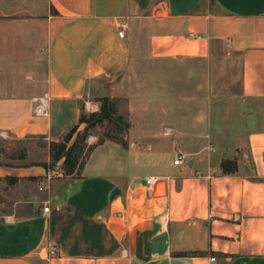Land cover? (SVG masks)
I'll list each match as a JSON object with an SVG mask.
<instances>
[{"label": "crops", "instance_id": "0c3cea01", "mask_svg": "<svg viewBox=\"0 0 264 264\" xmlns=\"http://www.w3.org/2000/svg\"><path fill=\"white\" fill-rule=\"evenodd\" d=\"M103 98L152 116L127 147L90 136L60 177L0 155V264H264V0H0L1 138L79 131Z\"/></svg>", "mask_w": 264, "mask_h": 264}, {"label": "rangeland", "instance_id": "374dc122", "mask_svg": "<svg viewBox=\"0 0 264 264\" xmlns=\"http://www.w3.org/2000/svg\"><path fill=\"white\" fill-rule=\"evenodd\" d=\"M109 83L108 78H104L100 80V84L103 86H107ZM96 99V98H94ZM97 100V99H96ZM100 100V99H99ZM115 102L116 114L121 115L125 118L126 122L129 123V128L127 130H122V125L116 122H108L105 121L102 124L97 125L90 132L93 137H95V142L98 143L102 139H105L106 136H116L118 138L128 137L133 129L144 128L147 129L149 126V119H152V116H128L127 109V99L126 98H118L113 99ZM101 106V104H100ZM92 114V113H87ZM86 125L82 126L79 131L72 134V138L69 142L71 146L77 139L78 135L83 132ZM72 128L62 130V131H54V138L46 139V137H34L29 139H16L13 136H8L6 138L0 137V155H2L3 162H12L15 164L21 162L27 163H41L47 160L50 154V146L49 144L54 139L56 142H62L66 140L70 136ZM92 139V138H91ZM88 158V151L85 149L83 153L79 154V164H83L86 162ZM5 186H10L8 184L0 183V190ZM0 206L3 203V197L0 195ZM3 208V207H0Z\"/></svg>", "mask_w": 264, "mask_h": 264}, {"label": "trees", "instance_id": "16d2710c", "mask_svg": "<svg viewBox=\"0 0 264 264\" xmlns=\"http://www.w3.org/2000/svg\"><path fill=\"white\" fill-rule=\"evenodd\" d=\"M101 109L98 113L87 114L83 112L81 114L79 123L86 125L83 132L78 135V139L70 146L69 142L72 138V134L76 133L79 129V125L71 129V134L66 140L62 142L50 143V154L53 162L63 161L62 170L66 176H74L79 172L85 163L79 164V154L83 153L86 149L88 151V157L93 149L92 146L88 147L87 140L91 134V130L97 125L108 122H116L122 125V130H127L130 126L126 122L125 118L116 114L115 102L109 98H103L100 100ZM106 141H112L127 147V141L125 137L118 138L116 136H106L98 144H103ZM88 159V158H87ZM237 165L231 161H223L222 169L225 173H232L236 170Z\"/></svg>", "mask_w": 264, "mask_h": 264}, {"label": "built area", "instance_id": "2783aa9c", "mask_svg": "<svg viewBox=\"0 0 264 264\" xmlns=\"http://www.w3.org/2000/svg\"><path fill=\"white\" fill-rule=\"evenodd\" d=\"M119 28H120L121 32L123 33L128 29V26H127V24L123 23L119 26ZM33 102H34V114H35V116L40 117V118L50 117V106H49L48 96L45 95L43 97H36L33 99ZM175 164L176 165L183 164V158L179 157L177 160H175ZM62 173L63 172L60 169L55 170L52 174V177H60V176H62ZM146 182L148 185L153 186L156 182V179L150 177V178L146 179ZM40 190H43V188H40ZM48 211H49V208L45 207L44 212H48ZM56 251H57L56 247L51 246L50 253L55 254Z\"/></svg>", "mask_w": 264, "mask_h": 264}]
</instances>
